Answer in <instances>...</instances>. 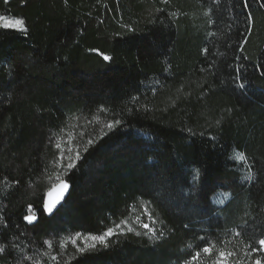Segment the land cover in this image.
Wrapping results in <instances>:
<instances>
[{
  "label": "trees",
  "instance_id": "16d2710c",
  "mask_svg": "<svg viewBox=\"0 0 264 264\" xmlns=\"http://www.w3.org/2000/svg\"><path fill=\"white\" fill-rule=\"evenodd\" d=\"M0 15V264H264V0Z\"/></svg>",
  "mask_w": 264,
  "mask_h": 264
},
{
  "label": "snow or ice",
  "instance_id": "6c2138e0",
  "mask_svg": "<svg viewBox=\"0 0 264 264\" xmlns=\"http://www.w3.org/2000/svg\"><path fill=\"white\" fill-rule=\"evenodd\" d=\"M0 22H2V27L4 29H10V30H18V31H26L25 29V25H24V21L23 20H20V19H15V20H11V19H6L4 16L0 15ZM111 58L108 56V55H103V60L105 61H109ZM255 67V66H254ZM261 68H264V65H260L258 68H257V71H260ZM241 69L238 67L236 69V72H237V76L239 77V73H240ZM261 75H264V72H261ZM239 87L240 88H244L245 85L244 83H239ZM118 123V122H117ZM239 159H244L243 156H240ZM68 188V184L67 183H62L60 185V193L61 195L63 194V190L67 189ZM60 199V197L58 196L57 197V201ZM53 207H54V203H49L47 205H45V208L47 209V211L49 213L52 212L53 210ZM26 220L28 221H32L33 218L31 217H25ZM145 227H147V225H145ZM113 233H112V230L109 229L108 230V233L107 235L108 236H111ZM93 240L97 239V237L93 236L92 237ZM105 237L102 235L99 237V240L100 241H104ZM259 245L261 246V250L264 251V239H260L258 241ZM257 249L253 248V251H256ZM202 251L206 254H211L212 252V248L210 246H205L203 247ZM234 255L233 253L229 252V253H225V252H220L219 253V259L216 260L214 262V264H229L228 260H227V257L229 256H232ZM200 256V253L199 252H196V254L192 257L193 260L197 259L198 257ZM255 264H261V261L259 259H257L255 261Z\"/></svg>",
  "mask_w": 264,
  "mask_h": 264
},
{
  "label": "water",
  "instance_id": "95a60500",
  "mask_svg": "<svg viewBox=\"0 0 264 264\" xmlns=\"http://www.w3.org/2000/svg\"><path fill=\"white\" fill-rule=\"evenodd\" d=\"M62 183H66L64 181H61L57 183L55 186H53L44 196L43 200V211L45 213V216L47 218L52 217L58 210L59 208L64 204V202L67 200L69 192H70V187L68 186L67 189L63 190V194L61 195L60 193V185ZM60 197V199L57 201V197ZM49 203H54V207L51 213L47 211L45 208V205Z\"/></svg>",
  "mask_w": 264,
  "mask_h": 264
},
{
  "label": "rangeland",
  "instance_id": "374dc122",
  "mask_svg": "<svg viewBox=\"0 0 264 264\" xmlns=\"http://www.w3.org/2000/svg\"><path fill=\"white\" fill-rule=\"evenodd\" d=\"M0 26H2V22H0ZM144 228H145V229H148V227H145V226H144ZM97 241H98V240H92L91 242H92V244H94V243H97ZM263 252H264V251H263Z\"/></svg>",
  "mask_w": 264,
  "mask_h": 264
}]
</instances>
